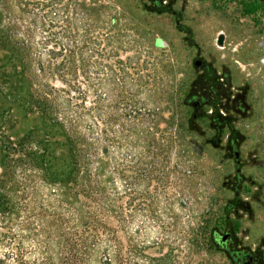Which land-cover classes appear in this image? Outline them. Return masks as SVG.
Returning <instances> with one entry per match:
<instances>
[{"label":"rangeland","instance_id":"rangeland-1","mask_svg":"<svg viewBox=\"0 0 264 264\" xmlns=\"http://www.w3.org/2000/svg\"><path fill=\"white\" fill-rule=\"evenodd\" d=\"M25 1L30 24H45L36 34L50 46L59 30L53 24L68 25L78 41L83 34L87 42L85 56L95 78L88 88L97 107L96 146L100 152L107 135L116 141L109 142L112 162L125 155L127 249L136 235L140 244L147 242L145 254L164 258L155 264H234L212 239L226 227L239 246L260 245L264 1L163 0L161 8L155 0ZM196 58L208 67L195 66ZM208 72L218 77L228 72L233 93L248 87L251 113L232 125L219 123L221 112L210 105L195 113L188 97L204 92L198 84ZM229 134L237 140L239 177ZM117 140L123 142L120 148ZM150 161L157 164L158 177L146 185L142 172ZM145 189L155 196L143 210L149 203Z\"/></svg>","mask_w":264,"mask_h":264},{"label":"trees","instance_id":"trees-1","mask_svg":"<svg viewBox=\"0 0 264 264\" xmlns=\"http://www.w3.org/2000/svg\"><path fill=\"white\" fill-rule=\"evenodd\" d=\"M28 5L0 0V264H155L164 258L145 254L146 240L126 246L125 155L112 162L107 135L96 146L84 35L53 24L50 46ZM202 85L218 82L210 74ZM143 170L146 185L158 177L154 161ZM144 195L146 210L155 193Z\"/></svg>","mask_w":264,"mask_h":264},{"label":"flooded vegetation","instance_id":"flooded-vegetation-1","mask_svg":"<svg viewBox=\"0 0 264 264\" xmlns=\"http://www.w3.org/2000/svg\"><path fill=\"white\" fill-rule=\"evenodd\" d=\"M164 3L165 1L163 0H155L157 7H164ZM173 14H175V12H173ZM175 22L176 24H180L179 20H176ZM199 67L206 68L208 65L203 61ZM210 74H214V72H208L206 76ZM214 76L218 82L217 88L213 90H205L202 85L203 80L205 79L204 76L201 83L198 84V90H203L204 92L201 95L197 92H193L189 95L188 102L192 103L195 107V113L202 108V105H210L212 112H221L218 122L224 125H232L238 121L239 117L246 116L248 112L251 113L250 109L252 106L247 103L248 87H245L244 89L238 87L237 91L233 93L231 91L232 86L230 84L231 80L228 72H223L221 77H218L216 74H214ZM221 99L224 100V102H221ZM210 118L214 120L213 116ZM228 141L235 161V173L236 176L239 177L241 159L237 140L232 134H229ZM236 152H238V156H236ZM237 159L239 160L238 163L236 162ZM235 195H239L238 191H236ZM229 207L232 208L233 204L230 203ZM212 239L218 247L227 252L229 258L234 264H264V236L261 240V244L254 248H247L236 244L232 236L231 228L229 227H226L223 233L214 231Z\"/></svg>","mask_w":264,"mask_h":264},{"label":"water","instance_id":"water-1","mask_svg":"<svg viewBox=\"0 0 264 264\" xmlns=\"http://www.w3.org/2000/svg\"><path fill=\"white\" fill-rule=\"evenodd\" d=\"M203 62L202 59H195L194 64L195 66L199 67V65ZM236 156H238V152H236ZM236 162L238 163L239 160L237 159ZM238 170V169H237Z\"/></svg>","mask_w":264,"mask_h":264}]
</instances>
